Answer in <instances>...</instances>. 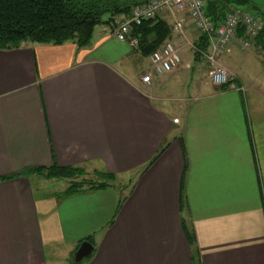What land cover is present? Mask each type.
I'll use <instances>...</instances> for the list:
<instances>
[{
  "label": "crops",
  "instance_id": "0c3cea01",
  "mask_svg": "<svg viewBox=\"0 0 264 264\" xmlns=\"http://www.w3.org/2000/svg\"><path fill=\"white\" fill-rule=\"evenodd\" d=\"M176 17L185 40L166 41L182 61L149 86L140 51L108 26L83 48L0 50V264H73L88 238L79 264H264V46L234 39L219 62L238 78L215 87L209 45L199 50L186 11ZM203 61L209 79L183 84ZM54 167L132 187L36 195L32 180Z\"/></svg>",
  "mask_w": 264,
  "mask_h": 264
},
{
  "label": "trees",
  "instance_id": "16d2710c",
  "mask_svg": "<svg viewBox=\"0 0 264 264\" xmlns=\"http://www.w3.org/2000/svg\"><path fill=\"white\" fill-rule=\"evenodd\" d=\"M148 0H0V50L17 49L25 43L63 45L73 43L77 48L89 45L94 29L108 26L114 30L119 17L126 18L135 7ZM231 8L248 11L256 9L253 0H205L204 13L217 26L220 25ZM263 30L256 40L264 46V16L261 18ZM239 35L242 31L238 32ZM139 39L142 56H150L170 38L168 23L160 18L146 21L134 28ZM204 51L208 46L201 37ZM164 148L147 164L148 169L162 154ZM42 174L46 179L64 180L67 187L58 194L68 197L89 190L115 187L116 177L105 171H92V177L84 168H52ZM126 187V186H124ZM125 198L119 201L123 203ZM190 240V239H189ZM86 241L91 242L88 238Z\"/></svg>",
  "mask_w": 264,
  "mask_h": 264
},
{
  "label": "built area",
  "instance_id": "2783aa9c",
  "mask_svg": "<svg viewBox=\"0 0 264 264\" xmlns=\"http://www.w3.org/2000/svg\"><path fill=\"white\" fill-rule=\"evenodd\" d=\"M204 0H148L135 7L126 18L119 17L115 21L113 37L125 43L130 49L139 47V39L134 35V28L143 22L155 21L163 14L172 19L171 32L179 39L185 40V20L177 18L178 13L187 12L190 25L207 39L209 52L205 58L210 66V81L215 87L234 84L237 75L220 64L231 42L236 39L241 50L250 49L259 33L263 30L261 19L242 8H231L224 21L215 26L204 13ZM239 31L242 34L239 35ZM191 49L196 48L191 45ZM197 51V50H196ZM150 72L142 74L140 81L144 86L151 84V74L157 76L173 72L181 63L177 46L165 41L158 50L149 56ZM243 90L242 88H236Z\"/></svg>",
  "mask_w": 264,
  "mask_h": 264
},
{
  "label": "rangeland",
  "instance_id": "374dc122",
  "mask_svg": "<svg viewBox=\"0 0 264 264\" xmlns=\"http://www.w3.org/2000/svg\"><path fill=\"white\" fill-rule=\"evenodd\" d=\"M255 3L257 5L259 11L256 10V11H254L253 14L255 16H258V17L262 18L264 16V14H262V13H264V0H255ZM190 51H193V49H191V47H190ZM180 58H181V61H182L181 55H180ZM141 59H142V67L146 68L148 70L151 67L150 66V61H149V56H142ZM202 67H203V69L205 68L204 71L202 70L203 71L202 73H204L203 75H201L199 73H194L192 70L188 71V70L184 69L183 73L179 77L180 81H182V83L184 84V83L188 82L191 77H194V78H202V77H204V78L207 79L208 78V74L206 73V71H207L208 68L205 65V61L202 62ZM87 172L89 173L88 177H92V174H91L92 171H87ZM32 182H33V188H34V191H35L36 195H41V192H42L41 190H44L47 193H49V192L50 193H57V192H61L62 190H64L67 187V182L64 181V180H62V181L61 180H54V179H46V180H44L42 178H41V180H37V178H34V180H32ZM131 183L132 182L130 180L125 179V180H120V181L118 180L114 184H115V187L117 188V190H119L118 193H121L122 192V190L120 191L121 186L123 185V187H124V184H125V185H127V187H125V188L129 187L128 189H130L132 187V185H130ZM41 184L43 185L42 188H41ZM73 258L74 257H72V260H73ZM73 264H74V262H73Z\"/></svg>",
  "mask_w": 264,
  "mask_h": 264
},
{
  "label": "water",
  "instance_id": "95a60500",
  "mask_svg": "<svg viewBox=\"0 0 264 264\" xmlns=\"http://www.w3.org/2000/svg\"><path fill=\"white\" fill-rule=\"evenodd\" d=\"M92 249L93 247L90 243L86 241L81 243L74 254L73 262L75 264H79L81 261L89 258L91 256Z\"/></svg>",
  "mask_w": 264,
  "mask_h": 264
}]
</instances>
